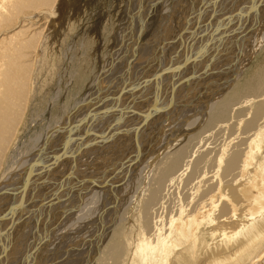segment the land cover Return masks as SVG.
I'll return each instance as SVG.
<instances>
[{
  "label": "bare ground",
  "instance_id": "1",
  "mask_svg": "<svg viewBox=\"0 0 264 264\" xmlns=\"http://www.w3.org/2000/svg\"><path fill=\"white\" fill-rule=\"evenodd\" d=\"M122 2L46 132L120 3L0 0V264H264V0Z\"/></svg>",
  "mask_w": 264,
  "mask_h": 264
},
{
  "label": "rangeland",
  "instance_id": "2",
  "mask_svg": "<svg viewBox=\"0 0 264 264\" xmlns=\"http://www.w3.org/2000/svg\"><path fill=\"white\" fill-rule=\"evenodd\" d=\"M117 2L120 3V6L115 8L114 15L111 17L112 22L108 25L107 30L103 29L102 31L101 28H94V29L92 28V30L90 31V37L89 38L86 37L87 40L82 47L75 45L72 48V50L69 51V54L71 56L69 55L67 59L65 57L63 60V58H61L60 56L57 57L59 61L60 60L63 61V65L59 64L58 66V70L60 73L56 75L55 72L53 71L54 78L51 80L54 81H52V83L50 84V91L46 96L42 98L40 96L37 97V101L34 105L36 111L39 112V114L36 115V117L41 118L40 121L43 122L42 126L44 127V131L47 132L49 130L50 122L52 121L54 123L55 117L63 115L65 110V103L63 102V100L65 99L66 94H69V92H67L68 86H72L71 84L73 82H75L76 84L77 82H79V85H83V86H85L84 84L87 83L84 82V79L85 76L89 75L91 70L90 66L87 63L88 59H92L93 63L95 62L99 63L102 60L104 55L103 53L104 49L107 48L109 44L112 42L111 36L113 30L115 29L117 24L119 22H122V20L124 19L126 7L123 4L122 0H117ZM103 35L107 37V39H105ZM106 41H108V44H104ZM50 59L51 56L48 57V60ZM69 63H74L73 73H69V70H65V67H68ZM253 63H256V61H254ZM80 72H81V77H80ZM83 74L84 77H82ZM164 75H166V72ZM61 76L65 78H60ZM62 79L64 80V82L62 81ZM73 93L74 96L72 99H70V96L66 98V101H68V105H71L74 98H77L79 95L78 90L73 91ZM54 111H57V113L53 116V119H51L50 115L53 114ZM38 129L39 128L37 127V129H34L32 132H34L35 130L38 131ZM30 135L31 134L29 133L28 136L29 139H30ZM219 141L220 140H218L217 142ZM92 238L93 237L91 234L88 235L87 238L85 239L86 243L89 241L91 242ZM76 245L72 247V250L77 248ZM81 249L84 250V248Z\"/></svg>",
  "mask_w": 264,
  "mask_h": 264
}]
</instances>
